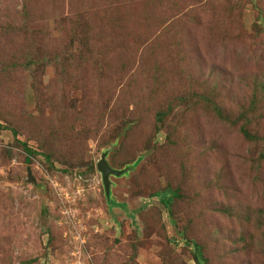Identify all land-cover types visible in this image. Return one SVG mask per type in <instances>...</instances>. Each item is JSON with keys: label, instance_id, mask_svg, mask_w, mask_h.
Masks as SVG:
<instances>
[{"label": "rangeland", "instance_id": "obj_1", "mask_svg": "<svg viewBox=\"0 0 264 264\" xmlns=\"http://www.w3.org/2000/svg\"><path fill=\"white\" fill-rule=\"evenodd\" d=\"M0 124V264H264V0H0Z\"/></svg>", "mask_w": 264, "mask_h": 264}, {"label": "trees", "instance_id": "obj_2", "mask_svg": "<svg viewBox=\"0 0 264 264\" xmlns=\"http://www.w3.org/2000/svg\"><path fill=\"white\" fill-rule=\"evenodd\" d=\"M161 120H162V115H159V121H161ZM251 125H253V124L252 123L249 124V127ZM0 127L2 128L1 124H0ZM3 129H6V128L3 127ZM13 133L16 134V132H13ZM242 134L249 141L256 142L258 140L256 135H254L251 131H249L248 128H243ZM23 147L26 150V152L29 154V156L27 158V161H29L30 155L35 154V152L33 150H31L30 148H28L27 144H25V143H23ZM47 158L49 159V156H47ZM140 161H141V158H139L135 162V164L128 169L129 170L134 169L139 164ZM158 196L160 197L161 201L164 204L168 205L170 202H172L173 199L178 198V191H172L170 189H167V190L159 193ZM196 248L200 249L199 246H196ZM200 255L202 256L201 253H200ZM203 264H205V263H203Z\"/></svg>", "mask_w": 264, "mask_h": 264}, {"label": "water", "instance_id": "obj_3", "mask_svg": "<svg viewBox=\"0 0 264 264\" xmlns=\"http://www.w3.org/2000/svg\"><path fill=\"white\" fill-rule=\"evenodd\" d=\"M98 169L103 174L104 187L106 190V194L109 196L111 184L110 176H120L124 171L113 170L106 161L105 154L103 155L101 161L98 163ZM28 176L30 180H34L30 168H28Z\"/></svg>", "mask_w": 264, "mask_h": 264}]
</instances>
